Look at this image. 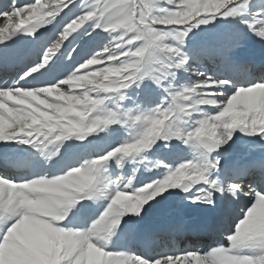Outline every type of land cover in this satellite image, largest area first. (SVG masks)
Returning <instances> with one entry per match:
<instances>
[{
    "label": "snow or ice",
    "instance_id": "snow-or-ice-1",
    "mask_svg": "<svg viewBox=\"0 0 264 264\" xmlns=\"http://www.w3.org/2000/svg\"><path fill=\"white\" fill-rule=\"evenodd\" d=\"M0 19V68L10 42L20 36L37 41L23 54L25 68L11 81L0 79V144L35 149L50 161L72 139L127 132L114 144L89 141L84 153L52 172L0 173V264H264V163L226 169L219 151L236 131L264 141V74L241 68L243 84L230 68L231 77L210 76L201 70L199 54L185 50L189 33L218 20H238L264 42V0H34L10 3ZM86 36L88 47L80 44ZM237 46L234 35L219 54L226 61ZM61 57L72 62L62 78L33 83ZM177 72L188 73V82L179 83ZM145 80L161 91L150 102L155 106L141 109L140 103H149L142 100L126 107L128 90ZM173 140L190 157L175 152L171 167L159 159L152 163L149 171L164 169L161 179L136 187L134 175H108L113 162L122 168L158 141L175 149ZM257 175L259 187L240 183ZM177 189L195 205L215 206L217 194L221 200L246 198L238 214L224 209L209 226L226 230L228 246L203 255L163 248L151 256L112 247L125 217L142 218L145 206ZM101 198L108 203L90 225L64 223L76 205Z\"/></svg>",
    "mask_w": 264,
    "mask_h": 264
},
{
    "label": "bare ground",
    "instance_id": "bare-ground-1",
    "mask_svg": "<svg viewBox=\"0 0 264 264\" xmlns=\"http://www.w3.org/2000/svg\"><path fill=\"white\" fill-rule=\"evenodd\" d=\"M32 2H34V0ZM80 2H83V0H80ZM10 3H15L18 6H25L31 2L30 0H0V9L6 8ZM1 20L2 19H0V22ZM4 26L5 22L3 25H0V27ZM40 31L43 32L44 30L41 29ZM88 40L89 38L86 36L80 44L88 47ZM205 46L206 51L203 50V47L201 46H198L196 51L200 52L199 57L202 64L201 70L206 71L210 76L216 74H226L231 77L232 71H226V68H230L237 73L238 83L243 84V74L239 71L241 68L246 67L248 71L256 77L264 74V72H262V70H264V61L259 60V58L250 57L248 59H240L239 57L231 55V58L227 57L226 61L224 58H220L216 61L218 57L212 52L210 45L206 44ZM3 47V45H0V48ZM36 48L37 41L30 36H20L17 37L15 42H10L9 47L4 49L7 60L3 67L0 68V79L7 81L14 79L17 76V73L21 72V69L25 68L23 54L29 53ZM185 50L189 55L192 54L186 45ZM73 54L74 53H71L70 55ZM212 63L214 64V70L207 68V66H210ZM71 64L72 62L69 57H61L60 60L55 63H50V66H48L45 74L40 76L38 80L33 81V83L40 84L49 80H54L58 77L62 78L64 74L70 70ZM196 66V64H193V67ZM187 77L188 73L177 72V81L179 83H187ZM145 85H147V83H144L137 88L139 90V95L135 98L134 102L137 103L142 100L148 101L149 103H140L144 106V109H147L155 106L153 103H150L151 101L158 99L156 96H148L146 91H142ZM152 85L157 89L155 84L152 83ZM159 93L161 94L160 90ZM129 103L130 100L126 97L123 104L128 106ZM209 111H214V109H209ZM121 138L118 137L114 143ZM89 141H92L93 143L107 144L105 139L100 140L99 137L95 136H91L83 142L72 139L66 142L61 148L60 155L53 157L50 161H45L44 157L36 152L35 149L27 147L21 150L16 149L14 150L15 152L13 156H5L3 154V156L0 157V163L4 161L9 162L8 167L0 168V173L18 178L22 176H31L37 172H52L57 168L59 162L74 159L84 153L87 150L85 146L89 145ZM230 142L227 145L228 148H230ZM164 148L163 142L158 141L146 155L140 157L136 169L133 161L132 163L131 161L125 162L122 168H117V166L111 164L108 175L112 179L119 176L125 180L134 175V185L136 187H139L143 183L151 182L150 179L153 177V174L151 173L152 170L149 171L148 169L151 167L152 163L159 159L162 163L167 162L172 164L173 154L175 152H179L177 148ZM219 151L224 153L221 163L226 169H232L234 166L237 169H243L248 167V164L252 166L264 163V141H261L260 138L250 140V142L246 143V151H248V155H251L248 159H246V161L241 159H229V156L234 153L230 152V149H220ZM240 183H256L258 187L261 186L258 175L244 177L240 180ZM166 196V200L160 208L154 207L155 205L153 206V204H151V206H145L146 210L150 212L147 213V216L146 212H143L141 214L142 218L136 216L125 217L124 222H122L120 228L117 230L116 235L112 238V247L115 250L135 251L138 254H146V251L149 250L148 255L151 256L161 251L163 248L168 250L193 249L195 244L202 241L197 249L199 252L205 253L208 248L218 244L217 240H215V235H219L224 239L226 234V230L213 231L209 226L215 224L214 222L220 219L221 212L224 209H228L230 216L238 214L239 211H236V209H238L239 205L243 204L246 200L244 197H241L239 201L232 200L230 206L227 207V203L231 199L221 200L219 198V194H217L218 205L206 206L189 203L187 199H184L185 193L179 189L174 190L171 194L166 192ZM224 201H226V206H223ZM107 203L108 201L103 198L96 201H83V206L78 204L70 210L64 223L71 222L77 227H84L86 224L90 225V223L101 214ZM174 223L175 226H173ZM204 233H207V235L201 240V238L204 237L202 236ZM222 242H227V240L224 239Z\"/></svg>",
    "mask_w": 264,
    "mask_h": 264
},
{
    "label": "rangeland",
    "instance_id": "rangeland-1",
    "mask_svg": "<svg viewBox=\"0 0 264 264\" xmlns=\"http://www.w3.org/2000/svg\"><path fill=\"white\" fill-rule=\"evenodd\" d=\"M32 1L33 0H30L31 3H32ZM253 2H255V0H253ZM250 11H251V9H250ZM255 11H260V9L257 8V9H255ZM3 23H4V21L2 19L0 22V25H3ZM235 34L240 37L239 38V46L234 47L231 50V52L229 53L230 56L228 54L227 57L231 58V55H233L235 57H239L240 59H248L250 57H256V58H259V60L264 61V42L259 41L250 32H248L246 27L244 25H241L238 20H236V21L218 20L215 24H210L207 27H202V28L196 29L193 32L188 34V36L185 40V45L188 47V50H190V53H198L199 55H200V52L196 51L198 46L203 47V50H205L206 49L205 45L206 44L210 45L212 52L215 53L216 56L218 57L216 59V61H218V59L222 58L221 55L219 54V49L223 46V44L229 38L233 37ZM194 46H195V48H194ZM243 57H247V58H243ZM213 67H214L213 63L210 64V66H207V68H209L211 70L212 69L214 70ZM144 83H147V85H145L143 87V89H142L143 92L146 91L148 93V96H151V97L156 96L157 99H159V97H161V94L159 93V89H156L155 86L152 85V82L150 80H145L140 85H142ZM138 91L139 90L136 87H133L132 89L128 90L126 97L129 98L130 103L126 107H128V108H135L136 107V104L139 102L135 103L134 100L139 95ZM140 107H141V109H144V106H142L141 104H140ZM95 137H99L100 140L105 139V142L107 144H113L114 141L118 137L119 138H121V137L126 138L127 132H125L124 129H120L119 132L116 133L115 135H109V132H101V133H99L98 136H95ZM257 138H259V137H257ZM257 138L251 137V140L257 139ZM171 143H172V145L176 146L175 148H177L179 153H181L182 155H185L186 157H190V151L185 147V145L181 144L179 141H176V140H173ZM25 147L26 146H23V145L20 146L19 144H15V143L8 144V145L0 144V157L3 156V154L5 156H7V155L13 156V154L15 152L14 150H16V149L21 150V149H24ZM229 147L230 148H228V146L225 145L223 148H221L223 150L230 149V152H234L233 155L231 154L229 156V159H238V160L241 159L243 161H246V159H248L251 156V155H248V151H246V143L241 142L238 139V131H236L235 134L233 135ZM169 148H171V146L165 147L164 149H169ZM172 157L174 158V156H172ZM139 160H140V157H137L136 160L133 161L135 169L137 167V163L139 162ZM131 163H132V161H131ZM112 164L115 165L114 162ZM169 166L171 167L172 164H169ZM153 169L151 172L153 174V177L150 180L152 181V180L161 179L162 174L164 172V169H162V168L156 169V170H155V168H153ZM166 197L167 196L165 193L162 197L158 198L157 201L152 202L153 206L155 205L154 207L160 208L164 204ZM231 201L232 200H230L227 203V207L230 206ZM223 205H225V203H223ZM240 207H241V204L239 205L238 209L235 208L236 211L237 210L240 211ZM145 212H146V216L148 215L147 213H150L148 210H146ZM216 240H217L218 244L212 246L211 248H208L207 252H205L206 254L212 248L217 247L218 245L223 244L224 246H228V241L222 242L223 240L221 238H216ZM197 244L193 246V249H196L200 245V243H197ZM205 253L200 252V254H202V255Z\"/></svg>",
    "mask_w": 264,
    "mask_h": 264
},
{
    "label": "water",
    "instance_id": "water-1",
    "mask_svg": "<svg viewBox=\"0 0 264 264\" xmlns=\"http://www.w3.org/2000/svg\"><path fill=\"white\" fill-rule=\"evenodd\" d=\"M239 139L241 140V141H244V142H246V141H249V139H250V137L249 136H245V135H243L242 133H240L239 132Z\"/></svg>",
    "mask_w": 264,
    "mask_h": 264
}]
</instances>
